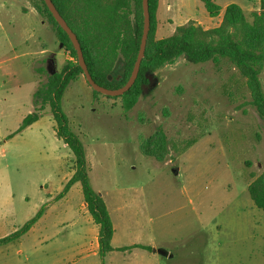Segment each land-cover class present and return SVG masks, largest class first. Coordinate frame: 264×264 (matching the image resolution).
<instances>
[{"label":"rangeland","instance_id":"374dc122","mask_svg":"<svg viewBox=\"0 0 264 264\" xmlns=\"http://www.w3.org/2000/svg\"><path fill=\"white\" fill-rule=\"evenodd\" d=\"M214 1L225 7L252 6L253 0ZM171 5L161 10L157 38L190 21L216 27L224 10L210 17L200 0ZM261 10L246 11L248 20ZM65 62L66 51L31 0H0V238L31 219L38 202L51 205L48 228L0 247V264H68L64 241L75 247L89 239L82 233L71 238L82 227L71 219L82 213L80 183L58 198L74 157L56 135L50 108L15 133L34 109L36 88ZM150 78L127 113L120 98L95 96L84 75L62 98L84 143L92 185L110 204L115 244L156 243L173 254L154 262L115 251L105 264H264V210L248 192L252 176L264 172V120L251 104L246 79L227 60L195 64L183 57ZM261 81L264 86V70ZM159 129L169 140L163 162L139 148L140 136ZM70 264L102 260L88 256Z\"/></svg>","mask_w":264,"mask_h":264},{"label":"trees","instance_id":"16d2710c","mask_svg":"<svg viewBox=\"0 0 264 264\" xmlns=\"http://www.w3.org/2000/svg\"><path fill=\"white\" fill-rule=\"evenodd\" d=\"M34 9L52 27L62 49L69 51L72 60H66L61 71L52 72L33 94L34 109L22 121L15 132L21 133L36 123L50 108L56 123L55 132L73 154L71 177L58 198L65 196L71 187L80 183L83 199L93 221L99 227L98 244L102 264L106 256L115 250L112 240L114 224L102 195L97 192L89 176L86 149L80 136L70 126L62 107V98L68 85L84 75L78 64L77 52L68 34L56 22L44 0H31ZM210 17H218L222 7L214 0H200ZM60 15L76 34L84 59L94 81L108 89L123 87L130 78L136 62L144 25L142 0H52ZM263 2V0H262ZM159 0H149L151 28L145 56L138 77L129 91L118 97L125 113L138 103L143 87L160 68L183 57L190 63H218L227 60L246 79L251 104L264 120V86L261 74L264 70V9L252 13L248 20L244 9L231 3L223 10L218 26L204 28L190 21L178 26L171 36L157 38L156 13ZM44 72L45 69H39ZM89 85V84H88ZM90 86V85H89ZM91 87V86H90ZM93 90V89H92ZM95 96L102 95L93 90ZM14 135V134H13ZM10 135L9 138L13 137ZM143 155L163 162L169 154V140L159 129L152 136L139 137ZM248 192L256 207L264 210V172L253 175ZM44 213V207L21 228L0 238V247L19 241L36 224ZM150 246L132 245L118 248L120 251Z\"/></svg>","mask_w":264,"mask_h":264},{"label":"crops","instance_id":"0c3cea01","mask_svg":"<svg viewBox=\"0 0 264 264\" xmlns=\"http://www.w3.org/2000/svg\"><path fill=\"white\" fill-rule=\"evenodd\" d=\"M249 3H252V6H254V8L252 6H249V4L245 5V6L240 5L244 9L245 12L249 11V10L259 11L261 9H264V0H263V2H262V0H253L251 2L249 1ZM257 5H259V8L256 7ZM225 7H222V10H223V8L225 9ZM171 9H172L171 0H159V6H158L157 13H156L157 26L159 23V19L161 18V10H171ZM63 50L64 49H62V51ZM43 51H44L43 52L44 54L48 53L47 49H44ZM66 60H67V55H66ZM67 180H69V178ZM72 187H71V189H72ZM71 189L69 190V192L71 191ZM97 192H99L102 195V197L104 198L106 205L108 207L110 216L112 218L114 228H115V233H114V237L112 240V245L115 248V250L112 251L111 253H114L115 251H119L120 253L124 254L125 258L127 257L125 255H128L129 257L131 255H136V256L141 257L142 259H149V260H152L154 262H160L161 261L160 257H172L173 256L172 252L168 251L167 249H165L164 247H162L161 245L156 244V243H148L147 244V243L132 242V243H127V244H123V245H116L115 242H116V236H117L116 235L117 229H116V226L114 223L113 215L111 213L110 204H109V202L106 201L102 192H100V191H97ZM46 204H47V206H46ZM44 206H45V211H44L43 215L36 222V224L30 229L29 232L34 231L39 226H44V228L46 227V229L48 228L47 227V221L49 219L48 218L49 215L51 214V205H49V202H38V204L35 207V210H37V212H38L40 210V208H42ZM80 211H82V213H80L79 217L76 216V218H75L74 216H72L71 219L75 220L73 222V224L79 223L82 226L80 228L81 231L78 232V235H77V233L76 234L74 233L73 235H71L72 236L71 238H75V237L81 238V233H82L84 235L83 239L85 238V240H86V237H88L89 239L86 242H82L80 245H77V246L74 245L75 247L69 246L67 241H66V243L64 241V244H66V252L68 254V258L66 260V262L68 264L74 262L78 258H83V257H88V256H90V257L99 256V254H98L99 253V244H98L99 227H98V225H96L94 223L92 216L88 212L86 204L84 202V199H83V202H81V204H80ZM68 214H71V212L68 210V208H66V217L71 216ZM72 227H73V225H72ZM132 245L150 246L152 248V250H148V249H145L142 247H135V248H132V249L126 250V251L118 250V248L126 247V246H132ZM83 248H85V249H83ZM158 250L166 251V255L160 254L158 252ZM135 251H141L143 254H134V253H136Z\"/></svg>","mask_w":264,"mask_h":264},{"label":"water","instance_id":"95a60500","mask_svg":"<svg viewBox=\"0 0 264 264\" xmlns=\"http://www.w3.org/2000/svg\"><path fill=\"white\" fill-rule=\"evenodd\" d=\"M46 5L48 6L50 12L52 13L54 19L56 22L61 26V28L68 34L76 52H77V58H78V64L82 68L85 79L87 83L91 86V88L104 95V96H110V97H118L126 93L131 89V87L134 85L139 71L141 67V62L145 56V51H146V45H147V40L151 28V19H150V11H149V0H142V5H143V14H144V25H143V34H142V39H141V44H140V49L139 53L136 59V62L134 64V68L132 70V73L130 75L129 80L127 83L118 89H108L106 87H103L99 84H97L92 75L90 74L88 67L86 65L83 51L80 45V42L76 36V34L72 31V29L68 26L67 22L65 19L60 15L59 11L57 10L56 6L52 2V0H44ZM62 46V45H61ZM158 252L162 255H166V251L164 250H158Z\"/></svg>","mask_w":264,"mask_h":264},{"label":"built area","instance_id":"2783aa9c","mask_svg":"<svg viewBox=\"0 0 264 264\" xmlns=\"http://www.w3.org/2000/svg\"><path fill=\"white\" fill-rule=\"evenodd\" d=\"M66 55L68 56L69 60H72V56L70 55L69 51H66Z\"/></svg>","mask_w":264,"mask_h":264}]
</instances>
